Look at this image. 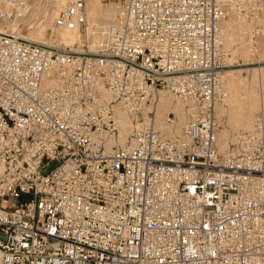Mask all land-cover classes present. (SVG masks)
I'll return each mask as SVG.
<instances>
[{"label": "built area", "instance_id": "built-area-1", "mask_svg": "<svg viewBox=\"0 0 264 264\" xmlns=\"http://www.w3.org/2000/svg\"><path fill=\"white\" fill-rule=\"evenodd\" d=\"M86 1L53 19L80 42L0 34V264H264V115L224 148L216 115L264 0H115L99 48Z\"/></svg>", "mask_w": 264, "mask_h": 264}, {"label": "bare ground", "instance_id": "bare-ground-1", "mask_svg": "<svg viewBox=\"0 0 264 264\" xmlns=\"http://www.w3.org/2000/svg\"><path fill=\"white\" fill-rule=\"evenodd\" d=\"M17 1H20L19 3H21V6L23 5L24 7L22 8L21 6H19V3ZM17 1L16 0H0V34L3 32L2 30H4L3 29L4 27H8L9 30H12L13 22L14 20H16L17 14L22 9L24 10L25 5L30 0H17ZM64 2L63 0H54L52 5H54L55 9L53 10L56 11L58 8H61L64 5L63 4ZM86 5H87L86 17H87L88 25L90 27L89 33L91 36L90 44L92 48H99V46L103 42L104 34L106 30L111 26V24L114 21L116 10H115V7L113 6L109 9L101 8L102 3L100 0H88L86 2ZM10 13L12 14L10 15ZM54 13L55 12H53V14ZM51 16H50L51 19L49 21L51 22L50 27L53 30L52 33H54L53 35L58 36V40L60 43L73 44V43L81 41V34L78 31H66V30L56 29L54 25L52 24L54 16L53 17ZM227 26H228V31H229L227 43L230 41H234L237 35H240L242 37L241 41H243L241 44L238 45L239 47L236 49V51H233L232 56L235 57L236 55H239V54L249 56V51L251 52V49L249 48L247 43L244 42L246 40L245 34L247 32V27L238 25L235 22L233 23L230 22L228 23ZM46 29H47L46 26L43 25L40 28L35 29L34 32L32 31L31 33H29L26 37L25 36L24 37L22 36V37L24 39H27L28 41L46 43L44 41L38 40L40 37L44 35V32L46 31ZM259 43H258V46H256L255 49L252 50V52L253 53L257 52V54L260 57L264 58V39L260 40ZM46 44H50V43H46ZM247 71H251L253 80L257 82L258 90L255 92H250V91L248 92V90H245L244 85L240 84V81L242 82L244 81L243 78L239 76L240 73L247 72ZM221 73L224 79L225 90H226V87H229V89L232 92V97H231L232 100L230 99L231 102L229 101L230 102L229 110L231 112L233 111L234 117H231V118H233V120L235 121V127L237 129L240 128L244 130H249V128L252 127L253 125V121L256 115V113L254 114L255 110H257L259 107L261 109L258 112L263 113L264 111V63L262 62V63L256 64L255 62L254 63L252 62V63L245 64V65L243 64L240 66H233V64L230 63L228 60V63L226 64L225 68L221 71ZM225 74L228 77L224 78ZM234 75L236 76V78L232 77ZM227 99H228V92H227V97L225 100V105L227 103ZM225 105H222V106L220 105L218 107V111L220 113L225 112L226 110V107H224ZM168 106H169V99L162 97L161 109L158 114L159 119L157 121L158 127L162 126L161 117H162L163 112L167 109ZM175 110L181 116L180 118L181 120L179 123L180 125L183 120L182 111L179 108H175ZM121 123L122 125L126 126L128 121L127 119L123 118L121 120ZM179 125L175 129V132H178L179 127H180ZM166 131L170 132L171 130L166 128ZM125 134H126V131H125ZM123 138H125V136L121 137L120 139H123ZM218 139H219L220 147L224 148L226 146L227 141L230 139V136L227 139L223 137L221 138L219 137Z\"/></svg>", "mask_w": 264, "mask_h": 264}, {"label": "rangeland", "instance_id": "rangeland-1", "mask_svg": "<svg viewBox=\"0 0 264 264\" xmlns=\"http://www.w3.org/2000/svg\"><path fill=\"white\" fill-rule=\"evenodd\" d=\"M17 1V0H16ZM65 0H63L64 2ZM88 1V0H87ZM86 1V2H87ZM102 3V7L103 9H109L112 6L114 7V3L115 0H100ZM18 3L20 1H17ZM54 2V0H30L27 2V6L25 5L24 10L22 9L16 17V20H14L13 22V26H12V30H9L8 27H4L2 30V33L5 32H11V31H19L20 34L24 37H26L29 33H31L32 31L34 32L35 29L40 28L41 26H46V31L44 32V35L42 37H40L38 40L39 41H44L46 43H50V44H56V45H60L61 43L58 40V36L53 35L54 33H52V28L50 27V16L52 14L51 17H55V15L57 14V12L61 9L58 8L56 11L53 10L55 9L54 5H52ZM65 3V2H64ZM63 3V4H64ZM19 6H21V3H19ZM22 8L24 7L23 5L21 6ZM53 12H55L53 14ZM12 13H10L11 15ZM14 14V13H13ZM53 24V22H52ZM41 25V26H40ZM241 36L237 35L234 39L235 42H231L229 45V56H228V60L230 63L233 64V66H240V65H245V64H249V63H264V58L260 57L257 52L252 53L249 51V56L243 55V54H239L236 55L235 57L232 56L233 51H236V49L239 47L238 45L241 44L243 41H241ZM54 42V43H52ZM239 42V43H238ZM246 42V41H244ZM58 43V44H57ZM260 44V43H259ZM255 54V55H254ZM231 58V59H230ZM227 60V63H228ZM246 62V63H245ZM249 62V63H247ZM250 69V68H248ZM243 78V82L240 81V84H243L245 87V90H248V92H255L258 90L257 87V82L255 80H253L252 78V73L251 71H247V72H242L240 73V75ZM228 76L225 77L226 78ZM234 78H236V76H232ZM248 82V83H247ZM239 84V85H240ZM226 90L228 92V99H227V103L224 107H226V110L224 113H220L218 111V107L216 109V115L217 118H219L220 120V125H221V129H220V133H219V137H223V138H228L229 136H231L232 133L237 132V131H244V129H237L235 127V121L233 120L234 114L233 111L231 112L229 110V106H230V99L232 100V92L229 89V87H226ZM230 101V102H229ZM261 108L258 107L257 110H255L254 114L257 113L258 111H260ZM263 111V110H262ZM264 113V111H263ZM230 117V119H229ZM251 128V127H250ZM249 128V129H250ZM54 167V164H51L50 167L48 168L49 170L52 169ZM3 205L7 208L8 207V202L6 200L3 201Z\"/></svg>", "mask_w": 264, "mask_h": 264}]
</instances>
